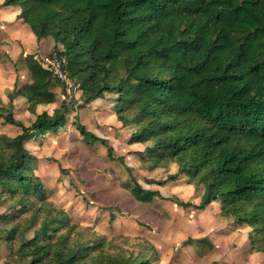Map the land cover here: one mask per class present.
Instances as JSON below:
<instances>
[{"label":"trees","instance_id":"trees-1","mask_svg":"<svg viewBox=\"0 0 264 264\" xmlns=\"http://www.w3.org/2000/svg\"><path fill=\"white\" fill-rule=\"evenodd\" d=\"M19 6L17 18L36 39L51 36L53 52L64 56L69 78L82 91L84 103L116 94L124 122H136L132 142H148L135 153L152 161L174 160L177 170L159 186L179 175L203 183L198 203L172 199L182 207L204 210L220 202L223 214L252 227L250 249L264 253V0H2L0 6ZM52 53V52H51ZM29 80L14 84L9 98L23 97L35 115L24 125L11 113L0 114L20 131L0 134V204L13 220L32 209L52 213L39 176L32 172L34 157L25 143L63 129L68 104L52 112L38 105L56 101L63 83L45 69L33 53L24 56ZM134 117L125 119L123 111ZM87 144L100 142L113 158L106 138L75 122ZM128 189L139 202L164 198L158 189L143 187L131 175ZM171 199V198H169ZM58 215V214H56ZM54 215L45 221L54 224ZM33 219V218H32ZM58 218L53 231L64 224ZM32 220H30L31 223ZM17 222L3 239L11 254L26 246ZM38 234L32 238L30 264H81L95 249L80 243L67 246ZM109 264H150L107 256Z\"/></svg>","mask_w":264,"mask_h":264},{"label":"rangeland","instance_id":"rangeland-1","mask_svg":"<svg viewBox=\"0 0 264 264\" xmlns=\"http://www.w3.org/2000/svg\"><path fill=\"white\" fill-rule=\"evenodd\" d=\"M13 7L19 9L18 5L2 7L0 16H8ZM1 23L0 18V114L11 113L14 119L28 125L35 115L27 109L25 98L10 99L8 95L14 84L20 86L29 80L25 50L33 46V54L40 62H45L55 53L54 45L51 46L54 40L48 36L41 44L37 43L36 48L34 41L25 37V28L35 36L27 24L24 23L22 30L20 26L14 27L17 31L11 32V24L2 27ZM19 32L21 35L17 37ZM55 91L56 101L38 106L37 112H52L62 102L67 103L69 110L64 128L25 143L34 157L32 172L39 176L53 212L32 215L33 210L29 209L10 220L5 215L10 206L6 202L0 204V264H30L32 238L38 234L45 241V232L52 234V242L61 238L65 240L64 245L75 249L80 243L93 245L95 249L80 261L81 264H109L107 256L150 264H264L262 260L248 257L252 252L248 237L252 227L240 225L232 216L223 214L219 201L204 210L182 207L172 201L176 198L198 203L203 195L201 181L179 175L177 180L163 186L146 182L176 172L178 162L159 160L154 164L135 153L153 142L131 141V134L138 125L124 122L120 117L116 94L105 93L100 99L84 103L78 88L70 94L61 87H56ZM122 114L129 120L135 111L127 109ZM75 122L106 138L113 148V158L108 156L102 143L87 144ZM19 131L17 125L6 123L0 116V134L13 137ZM127 167L143 187L158 189L164 198H155L150 203L136 201L128 189L131 176ZM45 215L47 220L60 216L51 224L44 222ZM65 217L64 224L53 231V225H58L57 219ZM24 220L29 223L23 230L26 246L11 254L3 236Z\"/></svg>","mask_w":264,"mask_h":264},{"label":"crops","instance_id":"crops-1","mask_svg":"<svg viewBox=\"0 0 264 264\" xmlns=\"http://www.w3.org/2000/svg\"><path fill=\"white\" fill-rule=\"evenodd\" d=\"M1 2H2V0H0V4H1ZM8 7H10V6H8ZM1 8H2V7L0 6V9H1ZM9 11H10V12H9L10 14H8V16H0L1 21H2L1 26L4 27L7 23L11 24V25H12L11 32H12V30L17 31L16 28H15V29H13V28H14V27H18V26L21 27V30L24 29V28H25L24 23L22 22L21 19L17 18V14H18V12H19V9H16V8L13 7V8H11V10H9ZM3 21H4V22H3ZM15 25H16V26H15ZM2 29H3V28H2ZM25 29H26L25 37H26V38L28 37L30 41H34V43H35V47H36V48H38V45H36L37 43L41 44V43L46 39V38H41V39L37 40L35 36H32L31 33L27 32V28H25ZM20 35H21V32H19V35H17V37H19ZM29 40H28V41H29ZM53 45H55V42L51 44V46H53ZM32 47H33V46H32ZM32 47H30V48H28V49L25 50V54H24V56H25L27 53H33V51H34L35 48L33 47V49H32ZM20 52H21V51H20ZM20 52H19V53H20ZM19 97H20V96H19ZM38 106H41V105H38ZM27 142H28V141H27ZM28 152H29V151H28ZM250 251H252V252H250L249 255H248L249 259L257 258V259L262 260V261L264 262V255L260 256V255L258 254V252H261V251H255V250H251V249H250ZM262 253H263V252H262ZM261 257H262V258H261Z\"/></svg>","mask_w":264,"mask_h":264},{"label":"built area","instance_id":"built-area-1","mask_svg":"<svg viewBox=\"0 0 264 264\" xmlns=\"http://www.w3.org/2000/svg\"><path fill=\"white\" fill-rule=\"evenodd\" d=\"M66 63V58L64 56L60 57L56 53H53L45 62H41L45 69L51 71L63 83L65 92L70 94L72 90L77 88V85L69 78Z\"/></svg>","mask_w":264,"mask_h":264}]
</instances>
